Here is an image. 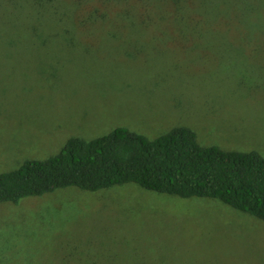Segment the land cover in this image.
Instances as JSON below:
<instances>
[{"label":"rangeland","instance_id":"1","mask_svg":"<svg viewBox=\"0 0 264 264\" xmlns=\"http://www.w3.org/2000/svg\"><path fill=\"white\" fill-rule=\"evenodd\" d=\"M43 20L0 0V172L121 126L264 157V25ZM0 264H264V221L134 182L66 186L0 202Z\"/></svg>","mask_w":264,"mask_h":264},{"label":"trees","instance_id":"2","mask_svg":"<svg viewBox=\"0 0 264 264\" xmlns=\"http://www.w3.org/2000/svg\"><path fill=\"white\" fill-rule=\"evenodd\" d=\"M11 12L31 11L45 24L65 27L264 25V0H1ZM134 182L180 197H209L264 221V157L257 151L201 145L187 126L154 139L116 127L84 139L67 138L44 159H26L0 172V202L17 203L56 188L95 191Z\"/></svg>","mask_w":264,"mask_h":264}]
</instances>
